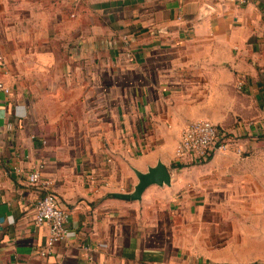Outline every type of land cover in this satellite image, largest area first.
<instances>
[{
    "label": "crops",
    "instance_id": "crops-1",
    "mask_svg": "<svg viewBox=\"0 0 264 264\" xmlns=\"http://www.w3.org/2000/svg\"><path fill=\"white\" fill-rule=\"evenodd\" d=\"M196 118L245 151L181 164ZM158 160L169 184L111 194ZM0 264H264V0H0Z\"/></svg>",
    "mask_w": 264,
    "mask_h": 264
},
{
    "label": "built area",
    "instance_id": "built-area-1",
    "mask_svg": "<svg viewBox=\"0 0 264 264\" xmlns=\"http://www.w3.org/2000/svg\"><path fill=\"white\" fill-rule=\"evenodd\" d=\"M126 38V35H123ZM127 55H131L127 52ZM238 87L241 86L239 81ZM4 90L8 92V88ZM235 142L237 153H243L245 147L231 139L228 133L220 130L216 123L207 118H196L186 123L181 131L175 147V157L183 164L207 161L216 151H224L229 144ZM43 164L27 173V180L31 184L39 185L44 195L37 202L34 212V221L38 225L45 224L48 228L45 244L40 248L41 255H49L54 245L64 240L69 234V212L60 206L57 196L51 189L52 182L42 177Z\"/></svg>",
    "mask_w": 264,
    "mask_h": 264
},
{
    "label": "water",
    "instance_id": "water-1",
    "mask_svg": "<svg viewBox=\"0 0 264 264\" xmlns=\"http://www.w3.org/2000/svg\"><path fill=\"white\" fill-rule=\"evenodd\" d=\"M138 181L134 185V188L130 192H113L111 193L115 197L123 199H139L143 190L150 184H169L170 173L167 166L158 160L155 165L149 166L147 171L141 172L135 170Z\"/></svg>",
    "mask_w": 264,
    "mask_h": 264
},
{
    "label": "rangeland",
    "instance_id": "rangeland-1",
    "mask_svg": "<svg viewBox=\"0 0 264 264\" xmlns=\"http://www.w3.org/2000/svg\"><path fill=\"white\" fill-rule=\"evenodd\" d=\"M181 164H183V163H181Z\"/></svg>",
    "mask_w": 264,
    "mask_h": 264
}]
</instances>
